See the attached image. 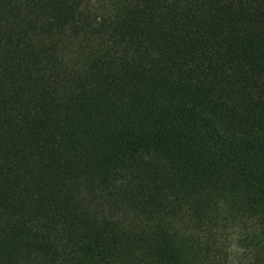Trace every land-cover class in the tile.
<instances>
[{"label": "trees", "instance_id": "obj_1", "mask_svg": "<svg viewBox=\"0 0 264 264\" xmlns=\"http://www.w3.org/2000/svg\"><path fill=\"white\" fill-rule=\"evenodd\" d=\"M0 264H264V0H0Z\"/></svg>", "mask_w": 264, "mask_h": 264}]
</instances>
